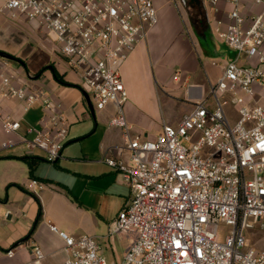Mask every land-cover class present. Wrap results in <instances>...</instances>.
<instances>
[{
    "label": "built area",
    "instance_id": "obj_1",
    "mask_svg": "<svg viewBox=\"0 0 264 264\" xmlns=\"http://www.w3.org/2000/svg\"><path fill=\"white\" fill-rule=\"evenodd\" d=\"M226 1L233 7L219 35L235 56L210 84L208 97L151 139L131 133L120 69L158 23L153 0H0V15L24 16L56 43L97 109L116 105L110 123L124 130L125 141L102 161L133 193L109 232L132 236L121 264H264V249L246 242L247 230H264V0H249L252 6ZM11 61L0 56V158L22 142L55 162L69 133L66 113L41 86L19 84ZM11 100L21 101L23 112L43 106L39 126L29 128L33 138L21 135L20 119L4 112ZM230 104L237 109L235 123L225 110ZM34 186L42 185L32 180ZM221 223L229 227L222 240ZM59 234L64 264H108L97 237ZM34 253L37 262L45 257L40 246Z\"/></svg>",
    "mask_w": 264,
    "mask_h": 264
},
{
    "label": "crops",
    "instance_id": "obj_2",
    "mask_svg": "<svg viewBox=\"0 0 264 264\" xmlns=\"http://www.w3.org/2000/svg\"><path fill=\"white\" fill-rule=\"evenodd\" d=\"M153 2L158 23L149 28L146 39L139 42L120 69L128 91L124 113L131 133L151 139L161 132L164 123L177 125L195 102L208 97L210 84L217 81L226 63L235 56L229 52L228 55L230 48L219 35V30L230 21L228 14L233 7L226 0L216 4L200 0L199 11L191 9L192 26L188 19L181 18L173 0ZM246 3L252 6L249 0ZM11 21L0 15V50L22 59V63L13 60L17 63V72L35 86H41L62 105L69 120V133L61 157L53 162L58 172L45 167V162L49 161L43 150L29 149L26 143L19 142L2 152L0 264H64L67 254L60 231L73 237H97L100 253L108 264H121L132 236H110L109 232L133 193L121 174L102 161L105 156H116L125 141L124 130L110 123L117 113L116 105L109 103L99 111L94 108L93 113L76 71L69 68L68 73L44 52L48 49H39L38 53L27 50L24 54L16 51L15 33L23 41L28 35L18 32ZM194 27L203 28L202 32ZM60 57L66 61L62 55ZM51 61L64 78L76 86L60 84L51 69L36 76ZM3 108L4 112L20 119L21 135L34 137L29 128L39 126L44 115L40 103L33 104L26 112L19 100H11ZM25 156L35 162L34 169L24 160ZM32 180L44 182V187L31 188ZM50 224L55 225L57 231L52 230ZM35 246H40L45 253L38 262ZM10 249L15 251L12 257L8 255Z\"/></svg>",
    "mask_w": 264,
    "mask_h": 264
},
{
    "label": "rangeland",
    "instance_id": "obj_3",
    "mask_svg": "<svg viewBox=\"0 0 264 264\" xmlns=\"http://www.w3.org/2000/svg\"><path fill=\"white\" fill-rule=\"evenodd\" d=\"M205 2H208V0H205ZM173 4L175 5L177 12L179 13V15L181 16L182 19L186 18L188 19L187 21H189V24H191L192 26V18L194 16H192L193 13L191 8L186 6L184 7V4L181 2V0H173ZM9 20H11L9 17H7ZM15 27L16 30L20 33L25 32L28 35V39L26 41H23V38L21 39V37H19V34L15 33V38L14 42H13V46L16 49V51H18L20 54H24L25 51L29 50L30 52L33 51L35 53H38L39 49H48V51H44L47 55H49L52 59L57 61V64H59L60 66L64 67L65 70L68 71V73L70 72L68 69L70 68V65L68 64L67 61L63 60L60 57V53L57 50V45L54 41L51 40V38L49 36H47L46 34H44L42 32V30L40 29V26H38V24L36 23H32L30 21H28L24 16H20L18 19L12 20L11 21ZM195 30L197 29V32H202L201 27H194ZM12 38V37H11ZM211 48V47H210ZM226 48V47H225ZM227 49V48H226ZM231 51V52H230ZM230 53L231 56L235 55V52L233 50H228L227 49V53ZM18 53V54H19ZM228 53V55H229ZM16 57V56H14ZM18 59H20L19 57H16ZM22 60V59H21ZM12 67L14 69L17 70V63L12 62ZM49 66H54L56 69V64L55 62H49V64L47 65V67ZM46 67V66H44ZM43 67V68H44ZM48 70V69H47ZM17 76L20 77L21 83L24 86H35L31 80L23 78L21 76V72H17ZM23 78V79H22ZM94 108L96 109V111L98 110L95 106ZM226 113L230 118L231 123H235L238 119V114H237V109L236 107H234L233 105H227L225 107ZM99 111V110H98ZM45 167H50L52 169H54L55 172H58L57 167H55L53 162H45ZM53 176L55 177V173H53ZM40 185H42V188L44 187V182L40 181ZM42 188H40L39 186V190H41ZM228 226H226L225 224L221 223L220 227H219V236L220 239H224L225 234L228 231ZM246 242H247V246H252L255 247L257 249H264V230H260L259 225H256L255 228L253 229H249L246 231Z\"/></svg>",
    "mask_w": 264,
    "mask_h": 264
},
{
    "label": "trees",
    "instance_id": "obj_4",
    "mask_svg": "<svg viewBox=\"0 0 264 264\" xmlns=\"http://www.w3.org/2000/svg\"><path fill=\"white\" fill-rule=\"evenodd\" d=\"M47 69H51V71H52V73H53V76H54V78L60 83V84H62V85H66V86H76L75 84H73V83H71V82H69V81H67L65 78H64V76L54 67V66H49V67H44V68H42L38 73H37V75L36 76H40L45 70H47ZM78 87H80L79 85H77ZM24 160L26 161V162H28L29 163V165H30V167H31V169H34L35 168V162L30 158V157H28V156H25L24 157ZM40 215H41V212H39V217H40Z\"/></svg>",
    "mask_w": 264,
    "mask_h": 264
},
{
    "label": "water",
    "instance_id": "obj_5",
    "mask_svg": "<svg viewBox=\"0 0 264 264\" xmlns=\"http://www.w3.org/2000/svg\"><path fill=\"white\" fill-rule=\"evenodd\" d=\"M182 1H183L184 4H186V2H187V0H182ZM0 56L5 57V58H8V59H11V60H15V61H17L19 63H22V61L20 59H17L13 55H11L9 53H6L4 51H1V50H0ZM83 93L85 95V98L87 100V104H88L89 108L94 113V105H93V102L91 100V97H90L89 93H87L86 91H84Z\"/></svg>",
    "mask_w": 264,
    "mask_h": 264
},
{
    "label": "flooded vegetation",
    "instance_id": "obj_6",
    "mask_svg": "<svg viewBox=\"0 0 264 264\" xmlns=\"http://www.w3.org/2000/svg\"><path fill=\"white\" fill-rule=\"evenodd\" d=\"M186 5L194 9V12L199 11V6L201 5L200 0H187Z\"/></svg>",
    "mask_w": 264,
    "mask_h": 264
}]
</instances>
